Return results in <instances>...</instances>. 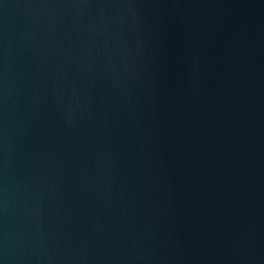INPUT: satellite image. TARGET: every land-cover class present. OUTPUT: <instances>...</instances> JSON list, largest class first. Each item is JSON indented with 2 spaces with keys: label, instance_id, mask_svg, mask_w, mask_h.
I'll return each mask as SVG.
<instances>
[{
  "label": "water",
  "instance_id": "95a60500",
  "mask_svg": "<svg viewBox=\"0 0 264 264\" xmlns=\"http://www.w3.org/2000/svg\"><path fill=\"white\" fill-rule=\"evenodd\" d=\"M0 264H264V0H0Z\"/></svg>",
  "mask_w": 264,
  "mask_h": 264
}]
</instances>
